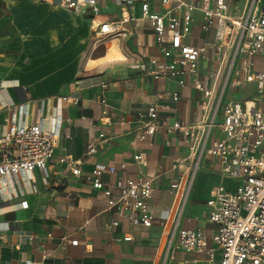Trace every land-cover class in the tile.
I'll use <instances>...</instances> for the list:
<instances>
[{
  "label": "crops",
  "instance_id": "0c3cea01",
  "mask_svg": "<svg viewBox=\"0 0 264 264\" xmlns=\"http://www.w3.org/2000/svg\"><path fill=\"white\" fill-rule=\"evenodd\" d=\"M98 4L99 14L94 15L88 6L70 9L59 0H0V129L10 105L26 107L22 116L29 123H44L51 114L61 119L59 141L45 171L32 172L31 187L16 179V195L2 204L0 264H188L192 254L179 246L176 236L169 245V231L177 224L176 229L200 228L210 237L215 225L208 219L205 203L209 190L216 183L226 187L234 183L220 174L215 158L204 156L196 182L177 207L178 196L170 184L183 164L175 169L171 165L187 154L186 144L180 132L162 128L150 139H139L143 121L137 115L154 103L159 107V123H192L200 116L202 94L189 84L153 79L131 66L139 59L159 56L148 20L139 16L138 2L128 7L118 0H98ZM122 13L138 17L135 23L124 24L131 34L95 42V20L119 19ZM211 36L200 30L196 13L191 42L199 44ZM255 59L260 68L262 57ZM165 89L176 91L178 99L162 96ZM59 95L78 100L61 101L58 109ZM98 131H104L107 140L98 144L96 153L84 156L86 144L98 139ZM136 153L144 156L145 165L133 159ZM63 154L73 155L80 175L58 162ZM121 162L124 169L118 167ZM97 163L117 168L115 173H102L106 186L119 177H154L148 203L155 218L150 226L132 225L115 209L106 208L102 190L92 188L84 178ZM24 199L28 205L20 208ZM113 219L118 225L107 228ZM127 233L132 238L122 239ZM218 257L216 251L215 260Z\"/></svg>",
  "mask_w": 264,
  "mask_h": 264
},
{
  "label": "built area",
  "instance_id": "2783aa9c",
  "mask_svg": "<svg viewBox=\"0 0 264 264\" xmlns=\"http://www.w3.org/2000/svg\"><path fill=\"white\" fill-rule=\"evenodd\" d=\"M59 1L70 9L88 6L94 15L100 11L98 0ZM118 2L125 7L138 2L139 16L148 20L159 51V56L139 59L131 66L153 79L171 80L181 86L189 84L203 97L200 116L192 123L179 120L159 123V107L154 103L137 115L143 121L138 128L139 139H150L157 128L167 133L178 131L182 135L187 154L171 165L175 169L183 164L170 184L173 194H180L184 202L201 161L207 155L217 160L221 175L237 182L234 189L216 183L209 190L205 203L208 219L215 225L210 237L200 228L176 229L177 224H174L167 241L171 243L177 237L179 246L192 254L188 264H264V0ZM196 13L200 14V30L212 34L199 44L190 40ZM137 19L122 13L119 19L95 20L94 41L100 43L110 36H128L131 29L124 24L135 23ZM256 56L262 57L260 68ZM243 83L255 84V98L240 101L225 96L228 88L235 89ZM100 86L104 88L106 82H100ZM161 95L172 100L179 97L176 91L169 89L163 90ZM65 100L76 103L78 97L56 96L55 107L60 109L61 101ZM100 102L106 114V100L102 94ZM9 111L0 129V215L2 204L16 195V179L31 183V187L32 172L45 171L54 156L61 126L56 114L48 115L44 123H29L22 116L26 115V107L10 105ZM97 136V140L86 144L84 156L96 153L98 144L107 140L104 131H98ZM133 159L146 164L140 153L134 154ZM57 160L73 175H80L81 169L73 155H59ZM118 167L124 169L125 162ZM116 169L115 165L97 163L84 178L92 188L102 190L107 209H115L118 217L127 219L132 225L150 226L155 218L148 203L154 177H119L112 185H104L102 173H115ZM187 175L186 189L181 192ZM18 205L26 208L28 203L24 199ZM118 223V219H113L107 228ZM131 238L130 233L122 236L124 240ZM69 242L76 244L77 239H69ZM216 251L219 253L217 260ZM200 254L203 260L198 258Z\"/></svg>",
  "mask_w": 264,
  "mask_h": 264
},
{
  "label": "rangeland",
  "instance_id": "374dc122",
  "mask_svg": "<svg viewBox=\"0 0 264 264\" xmlns=\"http://www.w3.org/2000/svg\"><path fill=\"white\" fill-rule=\"evenodd\" d=\"M256 95H257V93H256V88H255V84L254 83L246 84L245 88H241V86H238L235 89L228 88L227 91H226V94H225V96L229 97L230 99H233V100L238 99L240 101H242L244 98L253 99V98H255ZM187 179H188V175H187V178L185 179V182L182 184L181 192L185 191V189H186ZM195 182H196V179H195V181H193V183H195ZM228 184H230L229 186H231V187H229L230 189H234L236 187V185H237V182H235V181H234V183H229L228 182ZM181 195H182V193H181ZM181 198L182 197L179 194L178 195V199H177V207L178 208H180L182 206V204L184 203V202H182ZM162 245H161V248H160V252L162 251V248H163ZM159 257H160L159 261H161V255H159Z\"/></svg>",
  "mask_w": 264,
  "mask_h": 264
},
{
  "label": "bare ground",
  "instance_id": "6f19581e",
  "mask_svg": "<svg viewBox=\"0 0 264 264\" xmlns=\"http://www.w3.org/2000/svg\"><path fill=\"white\" fill-rule=\"evenodd\" d=\"M168 242L170 243V240Z\"/></svg>",
  "mask_w": 264,
  "mask_h": 264
}]
</instances>
